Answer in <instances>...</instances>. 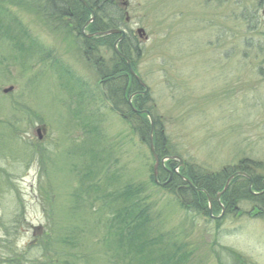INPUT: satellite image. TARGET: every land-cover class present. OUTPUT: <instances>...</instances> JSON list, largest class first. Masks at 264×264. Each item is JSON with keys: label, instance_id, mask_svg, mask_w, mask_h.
<instances>
[{"label": "rangeland", "instance_id": "374dc122", "mask_svg": "<svg viewBox=\"0 0 264 264\" xmlns=\"http://www.w3.org/2000/svg\"><path fill=\"white\" fill-rule=\"evenodd\" d=\"M255 1L115 0L117 28L140 48L130 65L148 88L139 103L161 126L166 153L193 172L242 165L264 178V1ZM73 20L0 0V246L21 264H159L165 245L175 264H264L255 199L210 219L153 182L148 139L110 99L129 67L103 81L93 59L107 70L118 61L108 47L86 55ZM128 184L140 187L143 212L119 231L115 194ZM141 232L153 261L129 251L125 234Z\"/></svg>", "mask_w": 264, "mask_h": 264}, {"label": "trees", "instance_id": "16d2710c", "mask_svg": "<svg viewBox=\"0 0 264 264\" xmlns=\"http://www.w3.org/2000/svg\"><path fill=\"white\" fill-rule=\"evenodd\" d=\"M70 1L76 5V8L70 4ZM264 0H256L255 3H257L256 7L261 5ZM14 2L18 3H24L28 5L30 8L35 9L40 15H49L52 14L56 17L61 16H71L74 20V25L77 28H80L86 20L90 16V12L78 1V0H14ZM89 7L94 12V20L90 25L88 26V30L90 32L95 31H104L111 28H117L119 26H122L124 23L123 16L120 12V9L118 8L115 0H86ZM113 18H112V16ZM252 22H254V18L252 17ZM117 35H105V36H96L89 39L83 38V46H84V53L92 55V58L97 56L96 50H101V48L108 47L110 48V51L112 52L113 57L118 61V65L116 66V69L107 70L101 68L99 66V58L93 59L95 64L98 65V70L100 72L101 78L103 81L108 80L109 85L110 83L116 81L113 79V77L116 74L122 73L124 71H128L127 64L125 60L121 57H118L112 50V43L116 39ZM97 42V43H94ZM119 51L126 55L130 61L132 67H134L135 63L133 62V58L137 57L140 52V48L138 46V43L134 37L131 36L130 33H127L125 38L121 40L118 44ZM94 57V58H95ZM136 66V65H135ZM137 84L135 79L130 76L129 82L124 85H122L121 88H119L118 91L116 89H112L111 97L110 99L114 100L112 98V94L118 98L121 99L120 103L125 104V107L128 109V115L129 121H135L134 127L135 129L140 133L142 137L145 139H148L149 135V129L150 124L147 119V117L143 114H137L134 113L129 105L127 104V101L125 98V92L126 89H128V93H131L135 91V89H141V87ZM124 86V87H123ZM144 99L147 98V95L142 96ZM141 99L140 95H137L133 97L132 104L137 109H143L139 103ZM154 129H153V143L156 152L159 154L160 157L166 155V147L163 145L165 142V136L161 129V126L156 123L155 120H153ZM176 161L170 160L166 162L165 166L166 168H170L173 172V168L175 167ZM252 166L258 167V165L252 164ZM160 172L165 175L164 180H167L168 173L167 170L163 167H160ZM235 170H243L250 174L253 179V185L252 189L256 191H260L262 189L261 187V181L262 178H258L255 175H253L251 172H249L245 167L242 165H239L238 169ZM233 171V170H232ZM179 172L187 177L194 187L199 188L198 190L193 189L191 186H189L187 183L181 181V179L176 176L175 173L172 174V177L169 181V183L166 185V187L172 186L176 190V199L179 202V205L186 211V212H205L208 215V201L207 196L211 200L212 209L217 208L220 210V205L216 201V194L223 188L224 182L226 178L231 173H227V171L221 170L217 173L213 174H203L196 171H191L189 166H183L179 169ZM238 184L237 188L240 190L238 192V195L236 194L237 191H235L232 187L233 184ZM248 180L241 177L236 176L234 177L231 182L228 185V188L225 190V192L221 195L220 201L224 205V207L230 211L235 210L236 208V202L240 199H255L257 205L260 206L258 209L256 216H263L264 212V193L260 196H252L248 190ZM237 189V190H238ZM140 187L134 186L132 184L125 185L121 190L117 191L115 194V200H120L119 204L120 207H118L116 210L118 211L117 215L114 216L116 220V225L118 226L119 231L122 230V225H127V220L130 217L129 215H135L136 217H139V214L143 212L142 210V203L143 200L139 196ZM239 197V198H238ZM238 198V199H237ZM124 204H122V203ZM118 204V205H119ZM121 214H125V218L121 216ZM141 235H131V233L125 234L126 238L129 239V246L130 250L136 251L138 249L139 256L141 258H145L147 262L153 261V257H151L150 253V247L152 246V241L149 240H141L143 237V232H141ZM40 246L47 250L46 246L43 241L41 242ZM137 246V247H136ZM142 248H146V253L143 255ZM232 254H235L233 251H230ZM160 255V262L159 264H164L167 261H170L172 264H175V258L174 253L172 252L171 248H168L167 245L164 247H160V253H156ZM176 254V252H175ZM0 264H21L15 259V249L10 248L8 243L2 244L0 246ZM50 264H55L54 262H51Z\"/></svg>", "mask_w": 264, "mask_h": 264}, {"label": "water", "instance_id": "95a60500", "mask_svg": "<svg viewBox=\"0 0 264 264\" xmlns=\"http://www.w3.org/2000/svg\"><path fill=\"white\" fill-rule=\"evenodd\" d=\"M85 7L88 8V4L85 0H79ZM123 4H125V2H123ZM91 15L92 17L86 22V24H88L91 20H93L94 18V14L93 12L91 11ZM86 24L84 25V27L86 26ZM83 27V28H84ZM82 28V29H83ZM137 32L138 34L141 36L143 31L142 29H137ZM112 33H119L120 34V37L118 39H116V41L113 43V49L114 51L118 54V55H121V53L119 52L118 48H117V42L121 39H123L124 37V31L122 29H111V30H107V31H103V32H95V33H91V34H88L86 35V37H91L93 35H105V34H112ZM123 58H125L126 62H127V65L129 67V71L130 73L136 78V80L142 85L145 87L144 83L139 79L138 76H136V74L134 73V71L132 70L131 66H130V62H129V59L125 56H123ZM11 90V87L7 88V89H4L3 91L4 92H7ZM147 92V88H145L144 91H142L141 93H146ZM132 96V95H131ZM131 96L128 98L127 102L128 104L130 105L131 104ZM139 113H145V114H148V111L147 110H142V111H138ZM150 124H151V129H150V134H149V148H150V152L153 156V159H154V165H153V178L155 181H157V167H158V164L161 162H163L164 159H168V158H173V157H164L163 159H159L158 155L156 154L155 150H154V146H153V142H152V129H153V124H152V120L150 118ZM37 132H39V130H37ZM239 174L247 177L248 179L249 176L247 174H245L244 172H239ZM233 175H231L230 177H228V179L226 180L225 182V185L222 189V191L217 195V197L222 193L224 192V190L227 188V185L229 183V180L232 178ZM185 179V178H184ZM250 184H251V180H250ZM161 185H164V183H162ZM249 189H250V185H249Z\"/></svg>", "mask_w": 264, "mask_h": 264}, {"label": "flooded vegetation", "instance_id": "af4514ba", "mask_svg": "<svg viewBox=\"0 0 264 264\" xmlns=\"http://www.w3.org/2000/svg\"><path fill=\"white\" fill-rule=\"evenodd\" d=\"M261 187H262V189H264V185H263L262 181H261Z\"/></svg>", "mask_w": 264, "mask_h": 264}]
</instances>
